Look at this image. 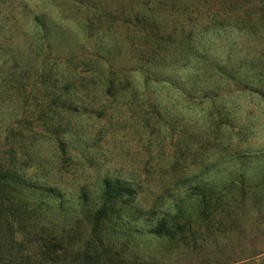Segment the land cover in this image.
Returning <instances> with one entry per match:
<instances>
[{"label":"rangeland","instance_id":"374dc122","mask_svg":"<svg viewBox=\"0 0 264 264\" xmlns=\"http://www.w3.org/2000/svg\"><path fill=\"white\" fill-rule=\"evenodd\" d=\"M94 1L135 8V0ZM160 4L169 25L155 40L124 21L98 26L95 8L79 10L71 0H0V159L15 151L27 181L59 189L74 208L66 221L55 219L68 231L56 264H264V25L251 30L237 16L215 21L239 6L240 14L256 18L260 6L256 0ZM41 23L64 37L43 42ZM191 30L193 53L185 57L183 33ZM98 43L113 51L110 74L120 84L113 90L102 84L96 60L106 51L98 52ZM151 60L167 82L143 72ZM33 146L35 155L24 161L22 151ZM106 178L137 191L122 220L141 211L139 228L156 224L161 211L185 197L181 235L133 233L120 220L93 233L79 197L84 193L93 207ZM200 184L215 192L208 218L194 196L186 197ZM34 220L23 227L10 264H39Z\"/></svg>","mask_w":264,"mask_h":264},{"label":"trees","instance_id":"16d2710c","mask_svg":"<svg viewBox=\"0 0 264 264\" xmlns=\"http://www.w3.org/2000/svg\"><path fill=\"white\" fill-rule=\"evenodd\" d=\"M71 1L79 6L77 7L79 10H81V8H87V10L90 11L95 8L96 15L93 20L97 21L98 26H112L116 25L119 21H124L132 24L136 32H144L146 33V37H153L155 40H159V38L160 40L163 39V35L166 33L165 29L169 25V21L166 23L158 14V8L161 5L160 0H135V8L132 11L124 10L122 4L119 5L118 2L112 7L109 4H98L94 0ZM256 1L258 7L260 6L261 8L258 9L256 18H253L251 11L250 13H245V15L240 14L242 11H240L241 6H239L235 8L237 11L235 14H228L229 16L223 20L218 18V16L221 15L218 14L215 21L219 23L233 18L232 16H237L236 21H238V23L249 25L251 30H258L264 25V0ZM121 12L122 14H120ZM180 23H185V21L178 22V27H180ZM39 28L37 35L45 43L52 42L54 37L57 39L64 37V33L49 27L45 23H41ZM109 30L108 28V31ZM195 33L196 31L193 30L188 33H183L186 39L183 43L185 52H183L182 55L185 57H189L191 53H193V48H191V43L189 41L195 36ZM102 47L103 48L100 47L99 43L97 44L98 52L103 49L104 52L106 51V54L104 57L97 58L96 61L103 66L101 74L103 76L102 84L109 90H113L120 85L118 79L110 74L114 73L113 51L109 47H105V45H102ZM75 58L66 60V64H69V66H72V64L74 65L76 62ZM149 64L150 65L145 71L143 69V72H145L151 80H163L164 75L162 72H159L162 66H158L153 60L149 61ZM220 69H222V73H227L228 71L224 70V68ZM165 82L167 81L163 80V83ZM69 102L70 101L65 105ZM57 141L59 142V146L62 148L66 147L67 144L65 140L58 138ZM13 150L15 149L12 148L11 151ZM13 153H8L7 157H2L0 159V264H10L11 261L16 259L17 256H14V252L18 254L19 243L22 244L19 239H23L24 236H26L23 227L26 228L28 224L27 221L33 219H35V224L32 223L34 228L37 226L39 227L37 229L40 231L39 243L41 248V259L39 264H56L62 260L63 252H65L68 231L67 224L58 223L55 219L57 217V219L62 218L64 219L63 221H66L67 212L70 207L63 201V194L59 189L37 185L27 181L21 173L23 167L17 166L18 159L17 157H13L15 151ZM34 155L35 146L27 151L23 150L21 158L26 161L28 158H33ZM20 164L22 165V163ZM101 188L102 191L99 200L95 202L93 207L88 205L86 200L87 196L84 193L79 197V200L82 201V208L86 210L89 218L92 220L93 233L99 232L103 226L115 223L116 220H120L124 223L125 221L122 220L123 214L128 213L130 205L135 202L137 196V191L131 186L130 182L119 178L104 179ZM188 190L190 195L186 197L192 198L194 196L198 210L208 218L211 196L215 193L211 189V186L200 184L197 186H190ZM185 202V197L175 199L171 209L160 212V218H158L156 224L152 226H143L142 228L137 226V222L141 219L142 213L141 211L133 209V212L130 211V216L127 219L128 223L125 222L123 227L133 233L149 234L159 238L176 239V236L181 235V230L185 227L184 225L186 222L183 223V221L187 220L188 213ZM31 207L36 208H33V210ZM42 209L45 213L50 214V216L44 214L41 211ZM173 210L175 212L174 214L172 212ZM70 211L73 212L74 208H70ZM156 212L157 211H153V213ZM131 225H133V228ZM31 227L33 226L31 225ZM84 254L87 255L86 253ZM96 258L88 257L90 261H95ZM86 259L87 257L84 261H86ZM97 259L99 260L100 257Z\"/></svg>","mask_w":264,"mask_h":264}]
</instances>
